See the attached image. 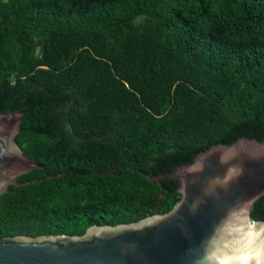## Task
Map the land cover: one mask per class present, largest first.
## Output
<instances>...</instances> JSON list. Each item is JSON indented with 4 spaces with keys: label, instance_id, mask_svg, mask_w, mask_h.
<instances>
[{
    "label": "trees",
    "instance_id": "1",
    "mask_svg": "<svg viewBox=\"0 0 264 264\" xmlns=\"http://www.w3.org/2000/svg\"><path fill=\"white\" fill-rule=\"evenodd\" d=\"M20 109L43 166L0 194V239L166 213L179 181L150 177L264 139V0H0V113Z\"/></svg>",
    "mask_w": 264,
    "mask_h": 264
},
{
    "label": "water",
    "instance_id": "2",
    "mask_svg": "<svg viewBox=\"0 0 264 264\" xmlns=\"http://www.w3.org/2000/svg\"><path fill=\"white\" fill-rule=\"evenodd\" d=\"M24 112L0 113V194L43 166L15 141ZM167 175L181 197L166 213L76 234L6 236L0 264H264V221L249 215L264 196V139L212 145Z\"/></svg>",
    "mask_w": 264,
    "mask_h": 264
},
{
    "label": "flooded vegetation",
    "instance_id": "3",
    "mask_svg": "<svg viewBox=\"0 0 264 264\" xmlns=\"http://www.w3.org/2000/svg\"><path fill=\"white\" fill-rule=\"evenodd\" d=\"M167 173H168V172H166V173L163 174V175L158 176V179L168 177V176H166ZM158 179H157V180H158Z\"/></svg>",
    "mask_w": 264,
    "mask_h": 264
},
{
    "label": "rangeland",
    "instance_id": "4",
    "mask_svg": "<svg viewBox=\"0 0 264 264\" xmlns=\"http://www.w3.org/2000/svg\"><path fill=\"white\" fill-rule=\"evenodd\" d=\"M168 176V175H167Z\"/></svg>",
    "mask_w": 264,
    "mask_h": 264
}]
</instances>
